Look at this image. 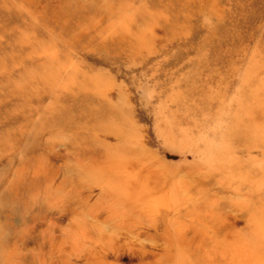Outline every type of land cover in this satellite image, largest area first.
<instances>
[{"label":"rangeland","instance_id":"1","mask_svg":"<svg viewBox=\"0 0 264 264\" xmlns=\"http://www.w3.org/2000/svg\"><path fill=\"white\" fill-rule=\"evenodd\" d=\"M105 1L91 25L122 2ZM167 1L123 7L85 47L59 41L67 64L43 104L6 110L0 95V264H264V0H188L185 17ZM143 10L157 14L144 48L104 52ZM72 71L107 79L72 95ZM114 98L130 139L60 114Z\"/></svg>","mask_w":264,"mask_h":264},{"label":"bare ground","instance_id":"2","mask_svg":"<svg viewBox=\"0 0 264 264\" xmlns=\"http://www.w3.org/2000/svg\"><path fill=\"white\" fill-rule=\"evenodd\" d=\"M121 1L117 11L111 12L108 15L109 18H106L101 25L93 26L90 21L97 17L100 11L98 9H96L98 12L92 10V5H103L102 8L106 11L108 6L105 5V0H88L84 3L78 0H0V36L7 34L19 36L18 39L17 37L13 39L11 43L0 46V66L8 68L13 75L10 77L8 74L7 79L0 84V95L10 99L5 103V109L10 110L12 107L28 106L25 108L28 111L31 109V104L40 105L47 101L49 97L48 89L53 88L67 64V58L59 50V41L63 44V47L87 46L89 41L123 16V7L127 9L132 2H138L139 0ZM103 2L104 4H101ZM213 3V0H197V4ZM165 4L168 6L172 2L168 0ZM184 4H189L188 0L177 1L175 15H184L185 17L187 14L185 11L189 6L187 7ZM21 5L25 6L24 12L18 10ZM94 8L98 7L94 6ZM178 9L181 10V14ZM156 17L155 12L143 10L139 14L135 28L131 31L128 30L126 24L121 25L115 30L110 46L103 48V51L113 50L120 55L130 56V53L139 48L143 49L145 44L142 45L140 37L149 25L150 28L155 25L153 21ZM30 18L41 23V27H29ZM173 20L174 18H171L167 22L166 31L177 35L181 26L178 25L179 22L173 23ZM4 22L13 24V27L9 29L3 25ZM50 34L53 39H50ZM120 39H124L122 42H125V44H120ZM22 60L23 62H21ZM26 60L31 62L28 65L29 68L20 69ZM68 79L69 84L64 89L65 92L69 91L72 95L78 94V96L85 94L86 98H91L96 96L99 85L107 78L101 71L98 74L72 71ZM98 101H100L98 106L88 103L78 110L61 109L60 114L74 113L75 115H72L79 119V122L92 129L100 130L103 137L130 139L129 128L126 125L127 120L121 117L117 111L118 108L127 110L128 105L121 98H114L112 103ZM49 111L50 109L46 112ZM29 113L35 114L36 110H30ZM55 120L56 123L62 122L61 118H55Z\"/></svg>","mask_w":264,"mask_h":264}]
</instances>
